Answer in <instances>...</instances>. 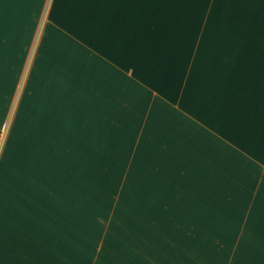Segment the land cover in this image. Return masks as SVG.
<instances>
[{
	"label": "crops",
	"instance_id": "1",
	"mask_svg": "<svg viewBox=\"0 0 264 264\" xmlns=\"http://www.w3.org/2000/svg\"><path fill=\"white\" fill-rule=\"evenodd\" d=\"M0 264H264V0H0Z\"/></svg>",
	"mask_w": 264,
	"mask_h": 264
},
{
	"label": "rangeland",
	"instance_id": "2",
	"mask_svg": "<svg viewBox=\"0 0 264 264\" xmlns=\"http://www.w3.org/2000/svg\"><path fill=\"white\" fill-rule=\"evenodd\" d=\"M77 181H78V180H77ZM83 181H84V182H83ZM81 186H82V187H81ZM77 187L80 188V189L85 193V190H86V188H87V183L85 182V180H81V181L79 182V185H78ZM85 195H86V193H85ZM86 198H87V195H86ZM104 201H105V200L102 199V202H103V208L105 209V207H104ZM99 204H100V203H99ZM101 206H102V205L98 206V208L101 207ZM99 213H100L101 215L103 214V215L101 216L102 218L99 219V220L101 221V220H103L104 214H106V210H105V211H98L97 214H99ZM98 247H99V245H98Z\"/></svg>",
	"mask_w": 264,
	"mask_h": 264
}]
</instances>
